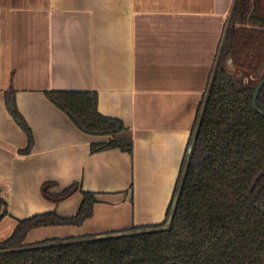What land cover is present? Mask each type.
Segmentation results:
<instances>
[{
    "label": "crops",
    "instance_id": "crops-1",
    "mask_svg": "<svg viewBox=\"0 0 264 264\" xmlns=\"http://www.w3.org/2000/svg\"><path fill=\"white\" fill-rule=\"evenodd\" d=\"M232 3L0 0V187L8 211L0 240L16 219L77 212L81 193L53 203L40 193L46 180L56 191L78 182L96 193L92 216L80 226L34 228L24 243L165 219ZM9 89L32 132L26 154V135L5 105ZM48 90L97 92L98 111L124 123L132 153H91L90 143L109 137L80 131Z\"/></svg>",
    "mask_w": 264,
    "mask_h": 264
},
{
    "label": "trees",
    "instance_id": "trees-1",
    "mask_svg": "<svg viewBox=\"0 0 264 264\" xmlns=\"http://www.w3.org/2000/svg\"><path fill=\"white\" fill-rule=\"evenodd\" d=\"M263 76L264 0H233L165 219L24 243L34 228L80 226L92 216L96 193L78 182L56 191V181L46 180L40 193L53 203L81 193L77 212L62 216L49 210L16 219L11 234L0 240V264H264V115L253 108V91ZM44 94L80 131L109 137L90 143L91 153L114 148L132 153L131 137L122 136L124 123L98 111L97 92ZM4 98L27 138L19 152L29 153L33 136L14 90H6ZM256 103L264 113V85Z\"/></svg>",
    "mask_w": 264,
    "mask_h": 264
},
{
    "label": "water",
    "instance_id": "water-1",
    "mask_svg": "<svg viewBox=\"0 0 264 264\" xmlns=\"http://www.w3.org/2000/svg\"><path fill=\"white\" fill-rule=\"evenodd\" d=\"M263 85H264V76L257 83V85H256V87H255V89L253 91V108L261 115H264V113L258 109L256 100H257L258 93H259V91H260V89L262 88ZM4 212H5V207L2 206L1 209H0V218L4 215ZM169 221H170V218H168V220L166 222V225L169 223Z\"/></svg>",
    "mask_w": 264,
    "mask_h": 264
},
{
    "label": "rangeland",
    "instance_id": "rangeland-1",
    "mask_svg": "<svg viewBox=\"0 0 264 264\" xmlns=\"http://www.w3.org/2000/svg\"><path fill=\"white\" fill-rule=\"evenodd\" d=\"M1 236L3 237V234H2V235H0V238H2ZM4 236H5V235H4Z\"/></svg>",
    "mask_w": 264,
    "mask_h": 264
}]
</instances>
